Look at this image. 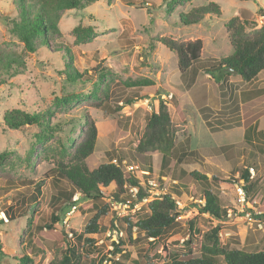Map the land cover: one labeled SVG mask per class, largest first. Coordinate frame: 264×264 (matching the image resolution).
I'll list each match as a JSON object with an SVG mask.
<instances>
[{
  "label": "rangeland",
  "instance_id": "374dc122",
  "mask_svg": "<svg viewBox=\"0 0 264 264\" xmlns=\"http://www.w3.org/2000/svg\"><path fill=\"white\" fill-rule=\"evenodd\" d=\"M210 3L219 6L220 16L207 15L200 23L190 26L180 24V15ZM241 9L254 14L255 29L264 26V15L260 13V9H264V0H94L85 8L64 11L58 21L59 34L50 39V48H40L32 53L11 32L19 20L14 0H0L3 61L10 57L22 64L18 68L14 66L9 73L3 72L0 66V219L4 222L0 228V242L9 251L0 253V264H20L22 256L29 254L32 247L38 248L37 253L29 254L34 264H50L59 255L58 249H66L67 245L81 252L75 238L78 235L84 237L85 226L95 211L92 202L84 200L83 195L67 180L60 179L54 169L62 147L67 146L70 139L81 138L86 113L94 119L98 129L92 165L107 163L111 156L127 173H130L127 166L138 167L131 175L140 178L148 192V201L142 202L135 214L130 211L131 220L148 216V203L166 194H172L182 214L177 220L179 226L166 235L160 246L135 230L132 241L137 237L138 240L132 245L124 231H113L111 223L116 215L112 210L100 220V227L106 230L99 235L86 236L96 243L94 248L85 246L80 264H164L167 259L163 247L168 255L187 251L185 241L190 238V222L195 223L194 227L201 235L219 226L220 239L230 248L264 250V230L257 225V221H264V218L256 216H264V154L241 143V128L217 133L209 130L199 110L206 104L220 109L215 81L206 78L200 69L196 85L191 88L189 78L180 74L176 54L157 42L160 37L201 40V62L227 57L233 49L226 24L233 18H240ZM79 26L91 27L93 32L89 36L74 33ZM253 27H248L247 31ZM101 63L110 69V75L99 83V94L107 91L110 97L104 108L98 109L94 105L100 100L92 94L93 83L85 80L71 83L62 73L66 64H73L80 72L88 70L90 78L93 76L91 70ZM238 79L241 78L237 74L226 78L230 104L217 118L224 123H230L237 116L243 117L244 121H259V128L264 131V71L250 83ZM142 80L151 84L128 87V84ZM253 92L258 94L246 98ZM57 97L68 101L57 104ZM130 98L137 99L133 105H127ZM244 98L246 102L242 100ZM161 100L167 103L170 111L175 145L186 153L180 167L187 172L199 171L209 179L217 176L222 181L217 191L228 209L227 219L219 221L200 213L199 205L204 201L197 196L203 189L197 182H189L180 196L174 192L178 182L171 179V172H166L167 176L162 178L164 182L158 183L160 153L142 155L136 151L146 117L158 112ZM236 104L240 105L238 109ZM116 107H122V110L118 113ZM13 109L28 113L50 109L52 125H59L58 130L52 138L43 141L36 138L40 131L36 126L10 130L4 123V116ZM231 144L236 145L232 154L217 152L219 146ZM151 158L154 173L146 183L140 174H146L142 169L147 170ZM246 161L257 162L258 170L254 169L252 176L261 188L255 197L251 195L248 199L249 205L243 206L238 192L243 182H237V171L247 165ZM70 193L72 199L68 204L65 194ZM110 193L106 196L107 201ZM76 194L80 198L74 202ZM32 195L37 197L35 204L31 201ZM74 204L78 210L67 221V212ZM54 211L59 212L61 221L48 230L45 225ZM247 212H251L252 217L247 218ZM30 219L33 222L31 230L26 232ZM73 233L77 235L73 237ZM119 241L123 242L121 252L114 255L113 243ZM194 255H200L198 248Z\"/></svg>",
  "mask_w": 264,
  "mask_h": 264
},
{
  "label": "trees",
  "instance_id": "16d2710c",
  "mask_svg": "<svg viewBox=\"0 0 264 264\" xmlns=\"http://www.w3.org/2000/svg\"><path fill=\"white\" fill-rule=\"evenodd\" d=\"M93 1L14 0V4L19 11V20L14 23L11 32L24 43L25 48L29 52L35 53L40 48L49 49L50 39L59 34L58 21L61 14L66 10L85 8ZM260 13L264 15V9H260ZM207 15L220 16L221 11L219 6L215 3H210L207 6L193 8L188 13L180 15V24L184 26L198 24ZM240 18H233L226 24L233 52L231 55L219 60L208 59L206 62L200 61L203 49L201 40L182 41L169 37H160L157 39V42L176 54L181 76L186 77L190 72L192 73L189 80L191 85L194 84L198 71L203 69L220 85L223 101L226 102V78L232 76L229 70H235L242 81L246 83L253 82L264 71V26L255 29L256 23L253 21L254 14L250 10L241 9ZM251 26L255 27L250 32L247 31V28ZM92 32L91 27L84 29L79 26L74 29V33H85L86 36H89ZM0 64L3 72L7 73L11 72L14 66L18 68L22 65L18 60L10 57L3 61L1 52ZM91 71L93 72V76L89 78L88 70L80 72L73 64H66L62 74L66 76V81L71 83L84 80L93 83L94 88L92 94L100 100L94 106L95 108L103 109L105 102L109 100L110 94L107 91H104L105 94H99V83L104 82L110 75V69L101 63L96 65ZM148 84H151V82L142 80L128 84V87L145 86ZM246 98H249V96ZM246 98L242 100L246 102ZM136 100L135 98L128 99L127 105H133ZM62 101L66 102L68 99L63 97L56 98L57 104ZM238 106L239 104H236V108ZM115 110L119 113L122 107H116ZM203 111H209V109L205 108ZM106 112L108 113L109 111ZM52 117L53 115L50 109L39 113H28L19 109H13L6 112L4 123L10 130H21L26 126H36L40 130L36 138L38 141H43L52 138L55 130H58L59 125H52ZM249 124L245 131L243 144L247 148L249 147L250 149L258 151L260 154H264V131H258L257 122L254 124L249 121ZM97 136L98 129L96 123L86 113L84 115L81 138L79 140L76 138L70 139V143L67 146H63V149L58 153L54 171L60 179L67 180L77 189L83 195L84 200L91 201L95 212L85 226L83 232L84 237L82 235L76 236V233L72 234L73 237L76 236V244L80 247L81 252L78 253L74 247L67 245L66 249H58L57 252L59 255L50 264H80L83 259L82 252L85 246H92L94 248L93 245L96 243V240L87 238L86 236L93 234L99 235V233L106 230V228L100 227V220L111 211L110 204L105 201L106 196L110 193V189H113L110 194L116 201L125 202L131 199L130 189L134 187L138 188L137 200L133 202V205L141 202L143 198L148 196V192L140 183V178L136 175H131V173H127L119 164H115L114 158L111 156L107 163L99 164L96 167L92 165L95 163L92 156L94 154ZM234 147V145L224 146L219 151L220 153L232 154ZM136 151L142 155L149 152H160L162 154V166L160 176H158L156 181L163 183L162 178L167 176L166 172H171L173 181L178 182L175 184L176 189L174 192L179 196L182 195V190L187 189L189 182H197L203 189V192L197 196L199 200L204 201L203 205H199L200 213L207 214L219 221L227 219L228 209L223 205L217 191V187L222 181L217 176L209 179L207 175L199 171L187 172L180 168L178 172L176 171L175 167L186 157V153L183 152L182 147L175 145L173 123L165 101H160L158 112L154 111L146 117L144 131L138 141ZM246 164L244 168L240 167L238 169L239 177L237 182H243L242 188L249 202L251 195L255 197L261 186H259L260 184L257 181H253V176L250 172V168L253 171L254 169L258 170L257 162L246 161ZM147 169L144 171H148V174H140L144 182H148L151 176V167L149 166ZM218 172L221 173L220 171ZM37 188L39 189V187ZM65 196L67 203H71L72 194H65ZM31 201L34 204L37 203V197L32 195ZM148 209L150 213L144 218L132 221L129 215L118 219L117 227L112 222L111 227L113 230H118L119 232L124 231L132 245L138 240L137 237L135 241H132V234L136 228V232L141 233L144 238L151 239L153 240L152 242L158 243V246H160L165 241L166 235L172 234L179 226L177 220L182 213L172 194H166L149 202ZM256 216L258 218H264L263 215ZM60 218L59 212L54 211L45 228L52 230L54 224L61 221ZM29 222L30 224L26 232H30L31 230L33 222L31 219ZM194 224V222H190V238L185 241V246L188 248L186 252L170 253L168 255L166 247H163L165 250V259H167V262L164 264H264V250L248 251L230 248L220 239L219 226L201 235V231L195 228ZM3 225L4 222L0 219V228ZM122 244V241L113 243L115 245L114 255L121 252L120 248ZM197 248L200 250L199 256L194 255V250ZM29 249V254L31 255H34L38 251L36 247ZM6 252H9L8 249L0 242V253L6 254ZM27 253L20 259V264H34L31 255Z\"/></svg>",
  "mask_w": 264,
  "mask_h": 264
},
{
  "label": "crops",
  "instance_id": "0c3cea01",
  "mask_svg": "<svg viewBox=\"0 0 264 264\" xmlns=\"http://www.w3.org/2000/svg\"><path fill=\"white\" fill-rule=\"evenodd\" d=\"M202 70V69H201ZM200 71V70H199ZM199 71H198V73H197V75H196V80H195V82H194V84L193 85H191V83L189 82V84H190V86H191V88H193V87H195V85H196V82H197V79H198V75H199ZM204 71V70H203ZM204 73L206 74V78H208V79H210V80H213L212 78H211V76L209 75V74H207L205 71H204ZM181 74V73H180ZM191 72L189 73V75L187 76L188 78H189V80H190V77H191ZM208 79H206V80H208ZM240 82H242V80L241 79H238ZM216 83V82H215ZM216 86H217V88H218V90H219V96H220V106L222 107V109H221V107H220V109H218V110H215L214 108H216V107H212L211 105L210 106H208V104H206V105H204V106H201L200 107V110H199V113H200V115H202V119H203V121H204V123L206 124V126L209 128V130L212 132V133H217V132H221L222 130H231V129H234V128H241V129H243V131H242V133H243V141L241 142V143H244V136H245V131H246V128H247V125L249 124V121L247 120V121H244V119H243V117L242 118H240L239 116H237L233 121H231L230 123H224V120H222L221 118H217V115H219V114H223V113H225L226 111L224 110V107H229V105L228 104H230V102H229V100H228V97H227V99H226V102H224L223 101V94H222V90L220 89V85L219 84H217L216 83ZM228 87H229V84L227 83V88H226V92H227V90H228ZM191 90V89H190ZM190 90H189V92H190ZM188 92V93H189ZM258 93H256V92H253V95L251 96V97H254V96H256ZM225 95H227V94H225ZM230 97V96H229ZM250 96H249V98H251ZM234 100L236 101L237 100V97H236V95L234 96ZM241 102V103H240ZM240 102H239V104H242V102L243 101H241L240 100ZM245 102V101H244ZM250 102V101H249ZM240 106V105H239ZM205 108H208L209 109V111H203V109H205ZM236 108V107H235ZM236 109H238V107L236 108ZM229 110V109H228ZM215 111H217V113L215 112ZM213 118H216L215 120H213ZM257 122V125H258V131H262L260 128H259V121H253V122H251V123H256ZM237 123H239L238 125H237ZM249 125H251V124H249ZM215 129H217V130H215ZM231 145H234V146H236L235 144H231ZM231 145H229V146H231ZM221 147H224L223 145L222 146H219L218 147V149H217V152L219 153V154H222V153H220V148ZM153 153H155V152H149V153H147V154H145V155H148V154H153ZM156 153H160V152H156ZM161 154V153H160ZM150 156V155H149ZM151 157H152V155H151ZM184 160V159H183ZM183 160H182V162H183ZM182 162H180V163H178L177 165L178 166H176V167H179L180 169H183V168H181L180 167V165H181V163ZM153 159L151 158V163L149 164V166L151 167V174H153L154 173V171H153ZM176 163V162H175ZM148 166V167H149ZM161 166H162V154H161V161H160V168H161ZM175 167V168H176ZM148 170V169H147ZM184 170V169H183ZM142 171L143 172H145L146 174H148L149 172L148 171H144L143 169H142ZM160 172H161V169H160V171L158 172V176H160ZM176 172V171H175ZM170 177H171V179L173 180V178H172V175L170 174Z\"/></svg>",
  "mask_w": 264,
  "mask_h": 264
},
{
  "label": "built area",
  "instance_id": "2783aa9c",
  "mask_svg": "<svg viewBox=\"0 0 264 264\" xmlns=\"http://www.w3.org/2000/svg\"><path fill=\"white\" fill-rule=\"evenodd\" d=\"M126 168H127V171L130 172V173H134L138 169V167H136V166H127ZM250 172H251L252 175H254V171H253L252 168H250ZM148 183H149V181H148ZM138 191H139L138 188H135V187L131 188L130 189L131 199H128L125 202L116 201L112 196L108 198L109 199L108 201H107V198L105 199L106 202L110 204L111 211L112 210L115 211L116 219H114V217H113V219H114L113 223H114L115 227H117L118 218L128 216L130 214V211H133L134 212L133 214H135L138 211L139 205L142 202L146 203L148 201V197H145V198L142 199L141 202H137V203H135L133 205V202L135 200H137ZM238 192L240 194V200L242 201L243 206L249 205V203H248V201L246 199V193H245L244 189L243 188H240V189L238 188ZM79 198H80V196H78V194H76L74 196V202H77L79 200ZM244 208H243V210H244ZM77 210H78V207H77L76 204H74L71 207L70 211L67 212V218H66L67 221H68V219L71 218L72 215H74L76 213ZM127 212H129V213H127ZM246 217L247 218L252 217V213L251 212H247L246 213ZM113 219H112V221H113ZM257 225H258L260 230H264V221L258 220L257 221ZM134 230L136 231V228ZM113 231H116V230H113Z\"/></svg>",
  "mask_w": 264,
  "mask_h": 264
},
{
  "label": "water",
  "instance_id": "95a60500",
  "mask_svg": "<svg viewBox=\"0 0 264 264\" xmlns=\"http://www.w3.org/2000/svg\"><path fill=\"white\" fill-rule=\"evenodd\" d=\"M232 74H237L235 70H229Z\"/></svg>",
  "mask_w": 264,
  "mask_h": 264
}]
</instances>
